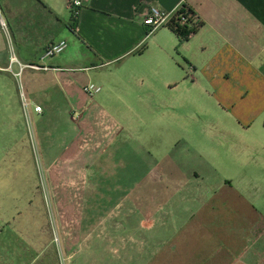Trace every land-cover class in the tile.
I'll use <instances>...</instances> for the list:
<instances>
[{
  "label": "crops",
  "instance_id": "crops-1",
  "mask_svg": "<svg viewBox=\"0 0 264 264\" xmlns=\"http://www.w3.org/2000/svg\"><path fill=\"white\" fill-rule=\"evenodd\" d=\"M67 1L0 0L6 25L0 19V73L9 74L15 92L27 91L30 104L24 100L39 123L53 119L55 126L67 127L58 128L55 145L47 146L59 151L60 161L48 168L55 184L57 176L62 179L57 164L106 151L120 140L113 109L121 102L120 87H131L123 78L136 82L143 76L140 67L158 43L169 52L163 37L149 42L162 30L176 36L167 27L147 35L150 8L184 7L202 22L183 40L189 84L210 95L211 107L221 113L216 125L236 143L235 157L247 164L229 183L220 182L224 192L218 197L208 195L211 186L190 188L194 199L183 197L178 204L185 215L180 231L169 232L164 244L133 252L149 256L120 264H264V214L258 210L262 199L257 200L264 197V0H81L74 20ZM62 40L64 52L43 58L47 46ZM94 71L102 74L103 88L94 83L101 91L89 97L82 88L93 83ZM45 253L56 259L53 247Z\"/></svg>",
  "mask_w": 264,
  "mask_h": 264
},
{
  "label": "rangeland",
  "instance_id": "rangeland-1",
  "mask_svg": "<svg viewBox=\"0 0 264 264\" xmlns=\"http://www.w3.org/2000/svg\"><path fill=\"white\" fill-rule=\"evenodd\" d=\"M154 37H163L169 52L158 43L140 67L143 76L123 78L132 88L120 87L113 109L122 128L115 149L57 164L56 184L48 168L59 151L47 146L67 127L39 123L30 108L27 117V91L15 92L9 74L0 73V264H120L146 256L133 252L180 231L185 215L178 204L194 199L190 188L211 186L208 195L218 197L220 182L245 169L236 143L216 125L221 113L210 95L189 84L183 40L166 30L149 42ZM94 73L91 82L102 86V74ZM51 247L56 259L44 258Z\"/></svg>",
  "mask_w": 264,
  "mask_h": 264
},
{
  "label": "built area",
  "instance_id": "built-area-1",
  "mask_svg": "<svg viewBox=\"0 0 264 264\" xmlns=\"http://www.w3.org/2000/svg\"><path fill=\"white\" fill-rule=\"evenodd\" d=\"M82 7V1L81 0H68L67 1V8L71 12L73 17H76L79 14L80 8ZM179 10V9H178ZM173 11V12H166L162 11L156 7H151L149 10V13L146 15L144 19V25L149 29L147 32V35L152 34L155 32L157 29L164 27L168 24L169 20L171 17L178 11ZM0 19L2 22L3 27L5 28L6 25L2 19V11L0 8ZM182 23L186 22L185 18H182L181 20ZM67 48V42L65 40L50 44L49 46L46 47L43 53V58H50L54 57L56 55L61 54L64 52V50ZM33 69H38L39 67L36 65H31ZM19 75V74H18ZM83 92L87 94L89 97H93L94 95L100 93L101 87L94 84V83H88L83 86L82 88ZM24 108H25V113L26 116L28 117L29 114L28 112V104L24 102ZM34 111L37 113L42 112V107L39 105L34 106Z\"/></svg>",
  "mask_w": 264,
  "mask_h": 264
},
{
  "label": "trees",
  "instance_id": "trees-1",
  "mask_svg": "<svg viewBox=\"0 0 264 264\" xmlns=\"http://www.w3.org/2000/svg\"><path fill=\"white\" fill-rule=\"evenodd\" d=\"M182 18L186 19L185 23L181 22ZM201 26L202 22L196 18L193 11L186 10L182 7L171 17L168 24L164 27L170 29L180 40H187L195 34Z\"/></svg>",
  "mask_w": 264,
  "mask_h": 264
}]
</instances>
